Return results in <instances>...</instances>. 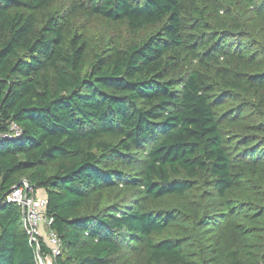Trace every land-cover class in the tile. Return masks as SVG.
Listing matches in <instances>:
<instances>
[{"label": "trees", "instance_id": "trees-1", "mask_svg": "<svg viewBox=\"0 0 264 264\" xmlns=\"http://www.w3.org/2000/svg\"><path fill=\"white\" fill-rule=\"evenodd\" d=\"M80 14L155 31L93 42ZM260 36L264 0H0V264H37L22 179L53 264H264Z\"/></svg>", "mask_w": 264, "mask_h": 264}, {"label": "built area", "instance_id": "built-area-1", "mask_svg": "<svg viewBox=\"0 0 264 264\" xmlns=\"http://www.w3.org/2000/svg\"><path fill=\"white\" fill-rule=\"evenodd\" d=\"M11 130L17 134L18 127L11 125ZM9 201L16 202L22 211V226L28 235L29 242L37 250V264H53V258L61 252V244L57 234L50 229V219L45 216L46 199L36 193L25 179L14 185L7 195ZM49 248V253L41 256L39 239ZM39 252V254H38Z\"/></svg>", "mask_w": 264, "mask_h": 264}, {"label": "rangeland", "instance_id": "rangeland-1", "mask_svg": "<svg viewBox=\"0 0 264 264\" xmlns=\"http://www.w3.org/2000/svg\"><path fill=\"white\" fill-rule=\"evenodd\" d=\"M61 5H63V3H58L57 6L55 5V9H58V6ZM63 8H65V6ZM61 13H64V11ZM71 24L73 26V29L77 32L87 31L89 33L90 39L93 42H102L103 40H106L105 38L110 37L113 34H117L126 39L127 38L142 39L155 31V28H146L138 33H132V32H128L122 25L112 24L98 18L85 17L82 14L71 16ZM258 38L264 39L263 36H260ZM253 100L256 101L257 99L253 98ZM226 108H227V104L226 105L222 104V109L220 112H222ZM120 189L121 192L118 193V196L120 202L125 204L124 206H127V204H134V202L137 201L140 204L142 203V198H143L142 194L139 193L136 189H131L130 187H120ZM109 199L110 200L116 199V196H111ZM130 254H132V252H130V250H127L126 252H123L121 255L117 256V259L122 260L125 257L129 256ZM136 261L137 264H144L140 258H138Z\"/></svg>", "mask_w": 264, "mask_h": 264}, {"label": "crops", "instance_id": "crops-1", "mask_svg": "<svg viewBox=\"0 0 264 264\" xmlns=\"http://www.w3.org/2000/svg\"><path fill=\"white\" fill-rule=\"evenodd\" d=\"M36 193L44 195V192H43L42 189H38V190H36Z\"/></svg>", "mask_w": 264, "mask_h": 264}, {"label": "water", "instance_id": "water-1", "mask_svg": "<svg viewBox=\"0 0 264 264\" xmlns=\"http://www.w3.org/2000/svg\"><path fill=\"white\" fill-rule=\"evenodd\" d=\"M38 254H39V252H38Z\"/></svg>", "mask_w": 264, "mask_h": 264}]
</instances>
